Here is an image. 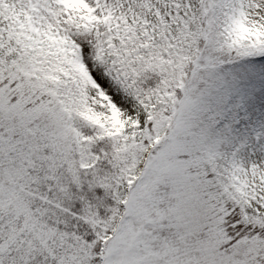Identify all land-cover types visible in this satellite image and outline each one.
I'll use <instances>...</instances> for the list:
<instances>
[{"label": "snow or ice", "instance_id": "snow-or-ice-1", "mask_svg": "<svg viewBox=\"0 0 264 264\" xmlns=\"http://www.w3.org/2000/svg\"><path fill=\"white\" fill-rule=\"evenodd\" d=\"M0 264H264V0H0Z\"/></svg>", "mask_w": 264, "mask_h": 264}]
</instances>
